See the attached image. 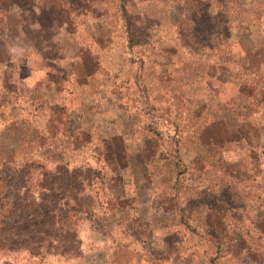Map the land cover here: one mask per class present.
<instances>
[{
    "label": "rangeland",
    "instance_id": "rangeland-1",
    "mask_svg": "<svg viewBox=\"0 0 264 264\" xmlns=\"http://www.w3.org/2000/svg\"><path fill=\"white\" fill-rule=\"evenodd\" d=\"M172 1L0 0V95L36 98L0 100V264H264V51L230 37L224 83ZM66 113L76 146L43 148Z\"/></svg>",
    "mask_w": 264,
    "mask_h": 264
},
{
    "label": "trees",
    "instance_id": "trees-1",
    "mask_svg": "<svg viewBox=\"0 0 264 264\" xmlns=\"http://www.w3.org/2000/svg\"><path fill=\"white\" fill-rule=\"evenodd\" d=\"M172 3L175 4V8H176L175 10H180L178 8L181 5V8L184 9L183 10L184 14L188 13L184 17H187L185 21L188 22L187 30L190 33V36H192L191 38L193 39L195 38V40L198 39V41L199 40L203 41L205 37L207 38L206 43L204 42L198 45L203 48L202 51L208 50L209 52L208 53L209 57L207 56V54L206 55L204 54L206 58H208L207 61H205L206 68L209 69V72L213 71L214 75L215 73L217 75L219 74V80L221 77H224V81H223L224 83L230 82L229 78H231L230 76L231 73L233 72V70L228 69L229 67L228 63H230L228 62V58L235 57L237 55V53L235 54L231 50L230 47L231 45H227V40L230 37L235 36L236 39L239 40L243 38L242 41H236V43L243 50L245 57L247 58L251 57L255 59L257 55L259 56L263 54L264 45L262 44V42H260V39H258L260 43H257L255 49L251 51H248V49H244V44H246V42H249L250 39L252 38L250 37L251 34H249L250 29L254 28L256 24L262 22L264 23V0H173ZM63 12L65 13V11ZM182 31L184 32V34L183 36L181 35L182 37L180 38V41L182 42V44L183 43L188 44L190 40V36H188V33L185 32L184 30ZM3 41H0V48L4 47ZM40 46H42V44ZM129 46L130 48H132L130 42H129ZM197 50L199 49H194V52H196ZM219 52L222 55L223 58L222 61L210 60L216 58V55ZM43 58L46 60L47 59L51 60V58L47 56H43ZM84 58L87 60L88 63L93 62L94 66L99 64L98 57L92 54L89 50H85ZM260 61H261L260 64H262L263 61L261 59ZM0 63H2V61H0ZM235 64L240 66L245 63L243 62L242 64H239L238 61V63ZM227 74L229 75L227 76ZM5 77L6 78L3 79L5 80L4 83L7 82L6 81L7 76L5 75ZM52 78H53L52 76H49L48 81H51L53 84H55V82L51 80ZM57 81L62 83V88H64L65 84H67L68 82L64 77L58 78ZM75 82L78 83V80H75ZM45 84L46 82H41L40 86ZM242 86L244 87V89H246V91L248 90H250L251 92L254 91L255 95H257V97L261 99V103L258 102V104H262L264 108V77L261 75V72L259 73L253 72L251 74L246 75L245 80L242 83ZM15 87H16V81L13 82V90L12 88L9 89L8 85L5 84L4 91L0 95V100L9 98L7 97L9 94H13L12 95L13 99L17 101L20 100L19 98L21 97L19 94L17 95L18 97H15V95L18 93L17 92L14 94V90L18 89L17 87L16 88ZM21 96H22L21 103L23 104L29 103L30 106L33 105L34 101L36 100V98L25 97L22 94ZM247 96L250 97L252 96V94L250 93ZM52 107L53 109H60L62 111L61 113L63 114L65 113V111L67 112L64 106L60 107L57 104H53ZM33 109L36 110L35 107ZM66 114L67 116L65 121H60V119L58 120V118H54V117L53 120L48 121L50 124L46 126L47 136H48L46 140L49 139V143L46 145L44 144L41 145L43 148L47 146L48 149L51 148L50 150L55 151L58 149V147H61L66 143L73 145L74 147L76 146L75 144L76 138H74V136L72 135L74 129L73 126L74 122L72 121V116L68 113ZM53 124H56V126H54ZM257 131H260V129L257 128ZM65 150L67 151L68 149ZM0 160H2V164H1L2 166L6 164H10V162L7 159H3L1 155H0ZM8 176L10 181H8L6 184L1 186L2 189L1 192L2 193L7 192L8 194L12 195L13 182L11 178H13V174H9ZM7 178L8 177L4 178L3 181H5V179ZM220 247H222L221 243L218 244L217 247L218 248L217 252L219 257L222 258V257L230 256L229 255L230 253L228 251H225L224 249H220Z\"/></svg>",
    "mask_w": 264,
    "mask_h": 264
}]
</instances>
